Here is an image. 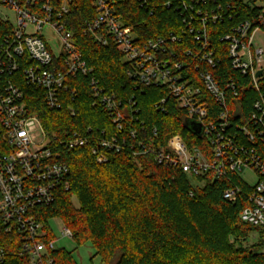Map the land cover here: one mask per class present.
<instances>
[{"label": "built area", "instance_id": "2783aa9c", "mask_svg": "<svg viewBox=\"0 0 264 264\" xmlns=\"http://www.w3.org/2000/svg\"><path fill=\"white\" fill-rule=\"evenodd\" d=\"M71 2L0 0V216L8 231L17 228L24 234L23 250L30 253L32 264H41L50 250L59 248L57 237L47 238V230L36 212V208L53 203L59 190H69L71 186L70 166L60 160L57 147L88 143L86 136L75 132L74 137L65 140L67 143L57 144L58 136L49 135L38 113L30 111L22 85L25 82L41 92L48 108L59 109L69 94V78L93 73L65 19ZM242 2L253 14L219 39L227 42L234 69L250 76L257 92L253 110L243 125L231 120L232 112L245 118L233 79L223 86L215 74L222 58L217 56L210 28L223 22L227 15L231 19L230 11L236 10L231 2L139 0L140 7L151 14L161 6L173 8L182 18L178 30L142 41L135 27L127 25L117 13L113 0H93L95 16L87 22L85 33L105 46L113 42L131 64L130 77L140 85L165 88L167 95L155 103L158 111L167 112L171 98L184 111L183 120L202 127L201 134L194 131L201 143L192 145L181 134H174L159 145L139 139L134 154L151 153L159 165L180 169L190 178L201 179L202 184L208 176L221 178L229 173L243 179L241 171L250 170L257 181L250 184L243 179L251 191L240 216L243 222L264 229V48L254 45L264 26V0ZM45 29L59 42L58 52ZM190 37L198 43L197 51L176 48ZM259 71L262 74L258 76ZM90 86L116 126L115 133L100 138L98 147L93 148L97 161L104 163L108 160L105 149L120 151L124 147L125 123L140 121L143 130L145 122L139 118L140 108L132 98L127 108L122 107L121 99L105 91L96 77L90 78ZM228 89L233 92L232 109L226 96ZM214 104L220 110H213ZM153 135H158L156 128ZM128 136L137 139L138 131L130 129ZM240 193V186L232 184L223 191V198L234 203ZM190 194L194 195L192 190ZM62 236L73 238V233L64 226ZM4 257L0 250V259ZM47 263L53 264V260L48 259Z\"/></svg>", "mask_w": 264, "mask_h": 264}, {"label": "trees", "instance_id": "16d2710c", "mask_svg": "<svg viewBox=\"0 0 264 264\" xmlns=\"http://www.w3.org/2000/svg\"><path fill=\"white\" fill-rule=\"evenodd\" d=\"M113 1L117 13L127 25L135 27L142 41L178 30L182 23L173 8L158 6L151 14L140 7L139 0ZM224 1L231 2L236 10L230 11L231 19L227 15L223 22L210 27L217 56L222 58L215 74L223 86L233 79L245 118L232 112L231 120L243 125L253 110L257 92L250 76L234 69L228 44L219 37L253 12L242 0ZM70 6L67 25L75 33L76 44L93 73L69 78V94L59 109L48 108L41 92L22 83L30 111L38 113L49 135L58 136L57 144L68 141L75 132L88 139L83 146L57 147L60 160L70 166L71 186L69 190H59L53 203L36 208L47 238L56 237L50 220L59 218L78 244H92L95 254L91 259L99 256L104 264H264V251L260 250L263 244L243 246L251 232L264 230L243 222L240 216L249 203V184L234 173L221 178L208 176L202 184L201 179L190 178L180 169L159 165L151 153L134 154L139 139L154 145L174 134H181L192 145L201 140L183 120L184 111L175 100L169 98L167 112L155 108V103L167 95L165 88L140 85L130 77L131 64L113 42L105 46L85 33L87 22L95 16L93 0H72ZM182 47L197 51L198 43L190 37L176 46ZM92 76L105 91L121 99L122 107L127 108L131 98L136 101L139 118L145 122L141 130L140 121L128 120L123 131L124 147L120 151L102 148L108 159L104 163L97 161L93 148L98 147L100 138L115 133L116 126L104 105L93 96ZM226 96L234 108L233 92L228 89ZM213 110H220L219 105L214 104ZM154 128L158 130L156 137ZM130 129L138 131L137 139L128 136ZM191 179L197 184H192ZM232 184L241 188L234 203L223 198V191ZM23 241L24 234L17 228L8 231L0 216V250L5 253L0 264H32L30 253L23 250ZM48 259L53 264H78L65 248L50 250L41 264H48Z\"/></svg>", "mask_w": 264, "mask_h": 264}, {"label": "rangeland", "instance_id": "374dc122", "mask_svg": "<svg viewBox=\"0 0 264 264\" xmlns=\"http://www.w3.org/2000/svg\"><path fill=\"white\" fill-rule=\"evenodd\" d=\"M10 17L13 18V13H10ZM44 32L46 36L49 38V41L52 44V47L55 52H58L59 46L57 40L55 39L53 33H51L48 29H45ZM254 45L257 47L264 48V31L261 30L257 33ZM241 177L245 179L250 184H255L257 181L256 175L250 170H243L240 173ZM192 184H197V181L191 179ZM50 225L53 228V232L57 237L56 245L59 248H65L67 251L72 253V256L76 260L78 264H104L101 261L99 256H95L93 259L91 257L95 254V250L90 242H86L84 244H78L73 238H64L62 236V230L64 228L63 222L59 218H54L50 220ZM261 231H253L250 233L249 237L243 240V246L245 247H253L257 243L263 244L260 247H255L254 249L263 250L264 251V230L263 233ZM231 242L234 241V237L231 238Z\"/></svg>", "mask_w": 264, "mask_h": 264}, {"label": "water", "instance_id": "95a60500", "mask_svg": "<svg viewBox=\"0 0 264 264\" xmlns=\"http://www.w3.org/2000/svg\"><path fill=\"white\" fill-rule=\"evenodd\" d=\"M261 74H262V71H259L257 75L259 76ZM187 124H188V126H189L190 129H192L193 131L201 134L202 127H201L200 124H198V123H191V122H188Z\"/></svg>", "mask_w": 264, "mask_h": 264}]
</instances>
